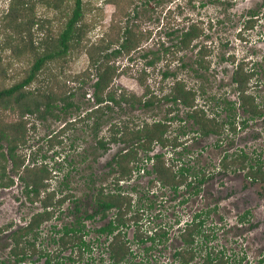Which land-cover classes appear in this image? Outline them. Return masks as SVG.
I'll list each match as a JSON object with an SVG mask.
<instances>
[{"label": "rangeland", "instance_id": "rangeland-1", "mask_svg": "<svg viewBox=\"0 0 264 264\" xmlns=\"http://www.w3.org/2000/svg\"><path fill=\"white\" fill-rule=\"evenodd\" d=\"M10 1L0 0V12L1 8L9 11L4 16V13H0V89L27 75L35 57L54 44L74 5V0ZM227 1L231 3L226 4ZM82 2V20L86 27L80 44L63 57L47 62L37 72L35 80L25 88L26 91L39 89L40 92L49 88L60 93L74 91L72 100L79 108L70 109L68 113L57 111L58 118L49 114L40 118L36 112L25 113L22 117L26 130L17 153L24 158V164L46 165L50 171L47 190L57 191L53 202L61 196L66 198L59 208H55L52 217L40 225L34 240L36 252L28 250L21 264H44L45 257L38 255L45 250H49L51 264L60 258L65 260L70 253L75 256L74 261L65 260L66 264L108 262L106 236L95 231L108 218L102 219L97 215L93 219H86L83 216L93 210L92 196L100 185L108 191L115 188L117 169L110 167L109 163L113 161L114 154L126 147V144L110 143L106 151L96 148L97 139H107L110 130L109 124L104 122L95 134L96 116L89 120L83 119L94 104L91 87L95 80L94 70L90 71V81L86 79L84 86L74 78L89 65L86 49L90 45L99 44L102 36L113 37L117 27L131 24L138 25L135 31L140 30L143 37L137 48L124 51L113 60L119 69L111 81V88L117 93L121 90L141 95L144 87L137 81V77L147 74L145 83L154 93L160 95L167 92L174 78L169 77L163 81L162 87L165 89L162 92L160 71L170 62L169 69L174 70L187 87L195 90L196 101L203 106L208 116L215 117L218 123H224L229 114L233 116L235 109L236 123L233 129L225 124L222 133L218 135L210 133L201 136L197 135L195 125L174 119L169 124L168 134L177 136L180 145L175 150L158 144L154 147L164 153L166 162L173 163L174 169L182 162L192 172H197L198 177H206L196 193L191 187L181 185L174 191L155 181L149 172L152 160L146 157L151 152H138L135 162L140 169H134L124 178V182H120L121 190L128 192L133 199L132 210L139 209L137 214H127L131 221L125 231L134 255L128 257L124 264H182L173 253L175 249H185L180 240V232L186 223L194 219L195 213L201 212L203 233L209 237L206 244L210 248L207 249L213 254L223 250L221 255L229 259L227 264H231L232 258L240 260V264H255L264 254V182L250 177L247 166L258 159L264 160V0ZM134 10L138 11V16H134ZM191 23H197L204 33L195 38L190 46L184 47V50H168L159 61L151 66L147 64L153 52H159L162 46L169 44L165 37L170 31L177 27L186 28ZM201 45H206L207 51L204 50L200 55L198 50ZM221 56L228 59L227 62H223ZM198 59L208 63L207 70L198 68ZM237 63L243 65L245 70H254L247 93L254 96L261 113L253 117L248 116L238 103H234L231 109L227 108V103L233 99L237 101L238 95L233 91L231 82L234 65ZM168 105V102H161L149 108L128 106L125 113L117 114L114 119L129 117L136 124L162 119ZM19 108L0 110V123L19 122ZM176 110L183 111L184 108L176 105ZM246 116L249 119L242 125L240 119ZM182 130L184 134H181ZM183 147H186V151L181 150ZM234 153L235 156L243 153L250 160H236L223 168L222 162L228 163ZM225 155H229V158L224 160ZM178 157L180 160H176ZM67 171L69 174L65 177ZM6 172L14 183L6 188L0 187V264H17L16 255L10 253L13 245L10 231L27 222L35 212L42 210V206L39 201L30 202L26 198L20 180L11 170L10 161L7 162ZM193 177L191 175L187 181H195ZM63 178L62 183H67L66 186L60 184ZM246 210L249 216L240 222L238 218ZM77 215L88 230L85 240L91 241L93 246L90 251H80L81 255L71 245L61 248L57 243L60 235L57 229L71 223ZM164 229L168 231L167 238L143 252V244L137 243V238ZM199 238L204 240L202 236ZM150 244L149 241L145 242V245ZM204 258L205 251L202 250L195 253L188 264H203Z\"/></svg>", "mask_w": 264, "mask_h": 264}, {"label": "trees", "instance_id": "trees-1", "mask_svg": "<svg viewBox=\"0 0 264 264\" xmlns=\"http://www.w3.org/2000/svg\"><path fill=\"white\" fill-rule=\"evenodd\" d=\"M12 2L14 0H11ZM10 1V2H11ZM118 4V3H117ZM11 8V6H10ZM9 12V11H8ZM6 11L4 15H7ZM134 16H138V11H133ZM83 18V2L82 0H74V5L71 14L67 18L64 24V28L60 31L54 44L48 48L47 51L37 55L34 62L31 65L27 75L23 77L20 81L13 83L12 85L0 89V110H15L20 107L21 120L19 122H9L8 124L0 123V187L6 188L12 186L14 183L13 178L7 174L6 166L7 162H11V170L14 172L20 183L22 184V191L26 198L30 202L39 201L42 205V210L35 212L27 221L26 225H22L17 229L10 231L11 239L13 240V246L10 248V253L16 255V260L22 261L26 256L28 250H33L35 248V242L30 238H36L38 234V229L40 225L51 218L54 213L53 209L60 205L64 200L65 196L59 198L57 201L53 202V198L56 195V190L48 189V184L46 180H49V170L46 168L45 164L36 165L33 163L24 164V158L17 153V147L19 142L23 140L25 134V123L22 117L25 113H37V116L44 118L45 115L49 114L55 118H58V112L63 110V113H68L70 109H77L79 105L72 100L74 91L67 92H55L52 88L40 92L39 89L28 90L27 86L31 84L36 78L37 72L45 65L47 62L53 61L57 58H61L68 54L75 46L80 44L82 36L85 32V23ZM138 25H122L117 27L115 35L102 36L99 39V44L90 45L86 49L89 65L86 69L76 75L74 80H79L82 86L86 83V79L90 81V71L94 70L95 80L91 83L92 87V98H93V108L84 114V120H89L90 118L96 119L94 121V133L98 131L99 127L106 122L109 124L110 136L107 139L103 137L97 139V149H102L106 151L109 149L110 143H123L126 147L120 149L112 157L113 161H110L109 166L117 169L115 181L118 179L127 177L131 174L134 169H140V166L136 164L137 154L141 150L143 152H150L154 150L155 145L161 147L170 146L175 148L180 145L178 143L177 136H170L169 124L171 120L177 119L179 121L192 120L190 124L197 127V135L208 136L209 133H214L218 135L224 128L226 124L229 129L235 128L233 126L236 121L234 116H230L225 120V122L218 123L214 117H210L206 114V110L202 106L197 107L195 103L196 92L192 88L186 86L184 81L175 80L169 85V90L162 94H156L149 85L145 83V76L139 75L137 81L144 87V92L141 95H136L135 93H129L126 91L119 90L118 93L114 88H111V81L116 75L119 69L114 64V59L120 54L129 52L131 49H135L139 46L141 37H143L142 32L135 31L138 29ZM204 33L203 28L199 27L197 23H191L187 29H183L180 34H178L179 40L174 46L179 49L190 46L191 42L198 38ZM171 33L169 32L168 35ZM206 45H201L198 53L201 55L204 50H206ZM207 51V50H206ZM164 54L168 52V48L164 49ZM153 57L147 61L148 65H152L154 61L160 59L161 56L153 52ZM163 56V55H162ZM201 58V57H200ZM199 69H208V63L204 59H198L196 61ZM238 71L234 73L233 80H238L237 89L239 96V106L243 108V111L250 117L258 115L261 113L258 105L255 103L254 96L247 93V86L249 80L253 74V71H244L242 66H238ZM146 73V71H143ZM171 71L169 68H165L160 71V90L163 92V81H166L170 76ZM41 98V99H40ZM43 99V100H42ZM168 102L169 105L164 110V117L162 119H153L149 121H142L138 124L131 122L128 118L123 117L122 119L115 120L116 115L119 113H125L128 106L133 108V106H143L146 108L152 107L157 103ZM61 103V106H59ZM228 104V109L233 107V101ZM230 104V105H229ZM176 105H181L184 107V115L179 114V110H176ZM43 106V107H42ZM196 106V107H195ZM194 109H190L193 108ZM188 109V110H187ZM105 116V118H102ZM118 116V115H117ZM181 116V117H180ZM243 117L240 119V123L244 125L247 123L249 117ZM185 131L182 130L181 134ZM3 142L5 146H3ZM5 147V149H4ZM183 147L182 150H185ZM186 151V150H185ZM230 156V161L225 163L222 162L223 168L228 167L233 164L236 160H250L245 154L235 156ZM147 159L152 160L151 170L149 171L154 175V180L161 182L163 185L169 186L174 191H177L179 186L191 187L193 192H198V186L205 180V176L200 177L197 172H192L189 166L184 163L179 162L176 169L174 164L167 163L164 158L163 152L154 153L152 155H147ZM229 155L224 156V160L228 159ZM174 160V158H170ZM180 160V157L176 158ZM175 160V161H176ZM133 162V163H132ZM250 162V161H249ZM132 163V164H131ZM32 164V165H31ZM115 166V167H114ZM248 170L250 177L256 180L264 182V160H256L254 163H248ZM65 173V177H67ZM194 176L195 181H187L188 177ZM64 181V178L60 184ZM116 183V182H115ZM67 183H62V186H66ZM197 185V186H196ZM118 188V187H116ZM46 193V194H45ZM93 200L96 203L95 212H101L102 216H105L106 211L116 207L121 210L122 205V195L119 192L115 193H105L104 187L99 186L93 193ZM127 206L130 208L132 205L131 198L127 197ZM76 211L78 208H75ZM120 212V211H119ZM201 213H195L194 219L190 223H186L185 227L180 232V240L185 249H175L173 252L176 258L180 259V263L188 264L190 263L192 257L195 253H200L202 250L205 251V258L203 259V264H227L229 261L228 257L224 259L221 254L223 250H217V253L213 254L210 249H207L206 240L209 239L207 234L203 233V223ZM207 214V212H205ZM87 218L92 217L90 213H86ZM248 217V212L239 217L240 221L246 220ZM80 216H77V226H64L62 228V235L58 238L59 244L62 248L68 245L77 246L79 251L90 250V243L86 242L83 238L87 231L81 224ZM121 222V213L118 214L114 223L111 221L106 226L98 229L99 232H112L115 224ZM124 224V221H122ZM0 230L1 227H0ZM167 229L161 230L159 233H155L154 236H150L151 241H156L157 243L163 242L167 238ZM199 236L204 239L200 240ZM155 242V243H156ZM17 248V250H16ZM146 250L150 247H145ZM210 248V247H208ZM110 250V264L121 263L126 253H128V247L125 243L115 237L113 241L109 244ZM72 260V257L69 256ZM227 259V260H226ZM231 264H240V260L236 261V258H232ZM49 263V261H48ZM255 264H264V254L257 260Z\"/></svg>", "mask_w": 264, "mask_h": 264}, {"label": "flooded vegetation", "instance_id": "flooded-vegetation-1", "mask_svg": "<svg viewBox=\"0 0 264 264\" xmlns=\"http://www.w3.org/2000/svg\"><path fill=\"white\" fill-rule=\"evenodd\" d=\"M230 3H231V1H230ZM230 3H228V1L226 2V4H230ZM183 29L185 30V29H187V27L186 28H181V29H179L178 27L175 29H173L172 31H170V35H166V40L168 39L169 40V44H167V45H165V47L164 46H162V48H161V50L159 51V52H156V54H158L159 56H161V58H162V55L163 56H165L166 54H164V49L165 48H168V50H171V49H173V50H175L176 48L177 49H179L177 46H174L176 43H178V40H179V37H178V34H180L181 33V31H183ZM161 38V37H160ZM192 43V42H191ZM191 45V44H190ZM169 46H171V47H169ZM183 49V48H182ZM185 49V48H184ZM183 49V50H184ZM172 50V51H173ZM181 50V49H180ZM167 53V52H166ZM160 58V59H161ZM220 59H222V61L223 62H227V60L228 59H226V58H224L223 56H221L220 57ZM156 61H159V59H157V56H156V60L154 61V63L156 62ZM153 63V64H154ZM152 64V65H153ZM169 64H170V62L166 65L167 66V68H170L169 67ZM149 66H151V65H149ZM180 66H183V65H180ZM238 66H242L243 67V65H239L238 63L236 64V65H234V69H233V73H232V75H231V82L233 83V86H234V88H233V91H235L236 93H237V95H238V89H237V83H239V81L238 80H236V81H234L233 80V75H234V73L235 72H237L239 69H238ZM166 68V67H165ZM164 68V69H165ZM244 68V67H243ZM253 68H250L249 69V71H254V70H252ZM170 70V69H169ZM204 70V69H203ZM171 72V74H170V76L169 77H171V78H174V81L175 80H182L181 78H178L177 76H176V73H175V71L174 70H170ZM244 71H248L247 69L245 70L244 69ZM168 77V78H169ZM251 79V78H250ZM173 81V82H174ZM183 81V80H182ZM172 82V83H173ZM171 83V84H172ZM193 89V88H192ZM194 90V89H193ZM237 101H235L234 99L232 100L233 101V103H238L239 104V96H237ZM195 103H196V106L197 107H200L201 105H199L198 103H197V101H196V96H195ZM179 107H182L181 105H178ZM195 106V107H196ZM195 107H193V108H190V109H194ZM203 107V106H202ZM184 108V107H183ZM228 108V107H227ZM236 108V107H235ZM242 108V107H241ZM243 109V108H242ZM185 110V109H184ZM183 110V111H184ZM188 110V109H187ZM183 111H180L179 110V114L180 113H182ZM236 113H235V109H234V113H233V116H234V120H235V118H236V115H235ZM184 115V114H183ZM183 115H181V116H183ZM215 118V117H214ZM192 120H190V122H191ZM210 134V133H209ZM213 134V133H212ZM216 135V134H215ZM156 146V145H155ZM154 146V147H155ZM178 147V146H177ZM177 147H175L174 148V150L177 148ZM182 150V149H181ZM151 152V154H149V155H152V154H154V153H158L159 152V150L158 149H155L154 148V150L153 151H150ZM154 176V175H153ZM124 178H127V177H123V178H120V179H118V181H115L116 183H115V188L114 189H111V190H106V188L104 187V190H105V193H115V192H119V193H121V195H122V207H121V210H119L118 208H116V207H113V208H111V209H109V210H107L106 211V214H105V216H102V213L101 212H95V209H96V203L95 202H93V204H94V208H93V210H91V212H90V214L92 215V217H90V218H87L85 215L86 214H84V218H86V219H93V218H95L97 215H99V217L100 218H102V219H106V218H108V219H106V221L101 225V226H99V227H97V228H95V231L97 232V234H100V235H102V234H104L106 237V250H107V252H108V262L107 261H102V263L104 264V262H105V264H110L112 261H111V258H110V250H109V244L113 241V239L115 238V237H117V239L118 240H120L121 242L123 241L124 243H125V246L126 247H128V253H126V256H125V258H124V260L121 262V263H119V264H124L125 263V261H127V259H128V257H132L133 255H134V253H133V249L131 250V247H130V244H129V242H130V239H129V237L127 236V233H126V231H125V229L129 226V222L131 221V218H129V217H127V214H137V212H139V209L137 208L136 210H132V208H133V199H131V202H132V206L130 207V208H128V206H127V202H126V200H127V197L129 196L130 197V195H129V193L127 192H123L121 189V187H120V182L121 181H123L124 182ZM47 182H48V180H46ZM203 183V182H202ZM116 187H118V188H116ZM61 197H63V196H61ZM61 197H58V198H56L57 200L59 199V198H61ZM34 202H36V201H34ZM42 206V205H41ZM59 206L60 205H57L56 207H58L59 208ZM55 207V208H56ZM55 208L53 209V211L55 212ZM76 210V209H75ZM41 211V210H40ZM120 211V212H119ZM38 212V211H37ZM109 212H112V214L111 215H109ZM248 212V216H249V211L248 210H246V211H244L243 213H242V215L243 214H245V213H247ZM121 213V222L119 223V224H115V227H114V229L112 230V232H99L98 231V229L99 228H101V227H103V226H106L107 224H109L111 221L114 223V221H115V219H116V217L118 216V214H120ZM78 216V215H77ZM77 216H74V218L71 220V223H69V224H64V225H62L60 228H58L57 229V232H58V234H60L59 236H58V238L62 235V231H60V230H62V228L64 227V226H79L80 224H78L77 223ZM108 216V217H107ZM52 217V216H51ZM238 220L240 221V219L238 218ZM45 221H47V220H45ZM44 221V222H45ZM80 221H81V218H80ZM122 221H124V224L122 223ZM240 222H244L243 220L242 221H240ZM26 223L27 222H25L23 225H26ZM81 224L83 225V223H82V221H81ZM20 226H22V225H19V226H17V227H15V229H17L18 227H20ZM84 226V225H83ZM251 227V226H250ZM84 229H85V227H84ZM14 230V229H13ZM86 230V229H85ZM87 232H88V230H86ZM156 231V230H155ZM155 231L151 234V235H147V236H145V237H139V238H137V243H139V244H143L142 245V250H143V252H145L146 251V248L145 247H150L151 248V246H153L154 245V243L156 242V241H151L150 239H149V237L150 236H154V234H155ZM87 235V233L86 234H84V236H83V238H84V240H85V236ZM37 236H38V234H37ZM37 238V237H36ZM36 238H30V237H28V239H30L31 241L33 240H35ZM58 238H57V240H58ZM86 241V240H85ZM150 242L151 244L150 245H145V242ZM35 242V241H34ZM86 242H88V243H90V250H91V248H93V246L91 245L92 243H91V241H86ZM58 243V245L62 248V246L59 244V242H57ZM13 246V245H12ZM36 247V246H35ZM72 248H76L77 249V251H79V249L77 248V246H71ZM89 250V251H90ZM149 250V249H148ZM32 252H36V248H34L33 250H31ZM49 250H45V251H42V252H39V255H38V257H45V259H44V261H43V263L44 264H51V259L48 257V255H49V252H48ZM81 251H83V250H81ZM79 254L81 255V253H80V251H79ZM26 255H27V253H26ZM69 256L70 257H72V260L71 259H69ZM26 257V256H25ZM25 257L23 258V260L22 261H19V262H17L18 260H16V256H15V261H16V263L18 264H21L22 262H24V259H25ZM74 258H75V256L73 255V256H71V253H70V255H68L67 256V258L65 259V260H69V261H74ZM65 260L63 259V258H60V259H58L57 261H56V263H53V264H66V262H65ZM48 261H49V263H48Z\"/></svg>", "mask_w": 264, "mask_h": 264}, {"label": "clouds", "instance_id": "clouds-1", "mask_svg": "<svg viewBox=\"0 0 264 264\" xmlns=\"http://www.w3.org/2000/svg\"><path fill=\"white\" fill-rule=\"evenodd\" d=\"M6 12V9L5 8H1V12L0 13H5Z\"/></svg>", "mask_w": 264, "mask_h": 264}]
</instances>
